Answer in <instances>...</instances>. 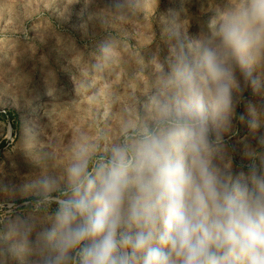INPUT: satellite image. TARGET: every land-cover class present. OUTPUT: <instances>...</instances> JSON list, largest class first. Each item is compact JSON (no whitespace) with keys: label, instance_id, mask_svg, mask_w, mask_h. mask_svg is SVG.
<instances>
[{"label":"clouds","instance_id":"9594fccd","mask_svg":"<svg viewBox=\"0 0 264 264\" xmlns=\"http://www.w3.org/2000/svg\"><path fill=\"white\" fill-rule=\"evenodd\" d=\"M143 4L105 0L100 19ZM185 21L172 14L167 53L150 58L142 117L115 137L78 131L0 185V264H264V109L246 95L264 98V0H224L196 36ZM245 104L237 171L226 138Z\"/></svg>","mask_w":264,"mask_h":264},{"label":"rangeland","instance_id":"374dc122","mask_svg":"<svg viewBox=\"0 0 264 264\" xmlns=\"http://www.w3.org/2000/svg\"><path fill=\"white\" fill-rule=\"evenodd\" d=\"M223 3L159 0L156 8V0H144L125 22L111 16L102 22L105 0H0V185L50 166L78 131L94 140L115 137L124 122L142 117L149 61L167 53L164 29L172 14L196 36ZM105 43L111 57L101 55ZM246 95L264 109V98ZM238 113L244 120L226 138L237 171L250 135L246 104Z\"/></svg>","mask_w":264,"mask_h":264}]
</instances>
